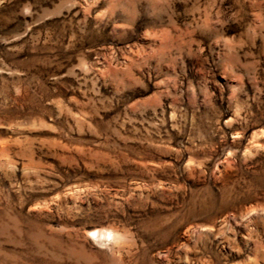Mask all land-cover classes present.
Masks as SVG:
<instances>
[{"label":"rangeland","instance_id":"obj_1","mask_svg":"<svg viewBox=\"0 0 264 264\" xmlns=\"http://www.w3.org/2000/svg\"><path fill=\"white\" fill-rule=\"evenodd\" d=\"M0 264H264V0H0Z\"/></svg>","mask_w":264,"mask_h":264},{"label":"bare ground","instance_id":"obj_2","mask_svg":"<svg viewBox=\"0 0 264 264\" xmlns=\"http://www.w3.org/2000/svg\"><path fill=\"white\" fill-rule=\"evenodd\" d=\"M96 234H99L97 231L96 232H94V235H96ZM100 235V234H99ZM100 237V236H99Z\"/></svg>","mask_w":264,"mask_h":264}]
</instances>
